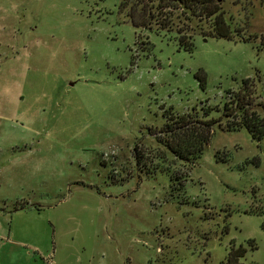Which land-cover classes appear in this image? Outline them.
<instances>
[{"label":"rangeland","instance_id":"obj_1","mask_svg":"<svg viewBox=\"0 0 264 264\" xmlns=\"http://www.w3.org/2000/svg\"><path fill=\"white\" fill-rule=\"evenodd\" d=\"M119 3L0 0V227L32 230L0 264H227L239 247L264 264V133L224 114L241 93L264 118V0L219 3L230 40L179 23L190 51ZM170 113L220 122L182 159L156 137Z\"/></svg>","mask_w":264,"mask_h":264},{"label":"trees","instance_id":"obj_2","mask_svg":"<svg viewBox=\"0 0 264 264\" xmlns=\"http://www.w3.org/2000/svg\"><path fill=\"white\" fill-rule=\"evenodd\" d=\"M119 10L130 20L136 29L154 30L156 32H174L177 36L178 45L186 51L192 48V37L186 35L187 29L178 28V24L185 21H199L207 25V31L202 33V37H214L223 39H233L239 32L231 29L226 21L224 13L216 0H120ZM255 36L247 37L250 40ZM264 43V36L261 37ZM200 86L203 87L202 82ZM235 106L225 105V117L233 118L226 123L227 130H237L245 128L251 133L252 138L260 139L263 135L264 118L251 110L246 94H236ZM219 120H202L195 113H184L167 117V122L159 131L156 137L164 139L171 150L179 158H186L191 152L201 153L211 137V130ZM20 209L23 206H18ZM17 207V208H18ZM264 227V226H263ZM243 254L239 247L228 253L227 264H239L238 258Z\"/></svg>","mask_w":264,"mask_h":264},{"label":"crops","instance_id":"obj_3","mask_svg":"<svg viewBox=\"0 0 264 264\" xmlns=\"http://www.w3.org/2000/svg\"><path fill=\"white\" fill-rule=\"evenodd\" d=\"M14 211H17V213H20V212H35L36 209H31V208H29V207H27V206H24L23 209H20V208L18 207V208H16V210H14ZM2 213H6V212H5V210H4L3 207H0V214H2ZM19 228H20V227H16L15 230H12L11 228H8L7 231H3L2 228L0 227V244H4V243H5V244H7V245H9V244H11V245H19L18 243H14V244H12L13 242H9V237H12V236H14V237L19 236V233H20V232L27 233V232L32 231V230H28V229L25 228V227L23 228V231H22V229L19 230ZM21 228H22V227H21ZM33 231L38 232V230H36V229H34ZM3 235H4V236L6 235V238H3ZM1 237H2V238H1ZM2 239H5V240L3 241V243H1V242H2Z\"/></svg>","mask_w":264,"mask_h":264},{"label":"water","instance_id":"obj_4","mask_svg":"<svg viewBox=\"0 0 264 264\" xmlns=\"http://www.w3.org/2000/svg\"><path fill=\"white\" fill-rule=\"evenodd\" d=\"M222 0H216L217 3H221Z\"/></svg>","mask_w":264,"mask_h":264}]
</instances>
